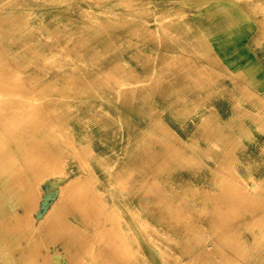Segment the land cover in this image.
Segmentation results:
<instances>
[{"label":"rangeland","instance_id":"1","mask_svg":"<svg viewBox=\"0 0 264 264\" xmlns=\"http://www.w3.org/2000/svg\"><path fill=\"white\" fill-rule=\"evenodd\" d=\"M193 1L0 0V264H264V70Z\"/></svg>","mask_w":264,"mask_h":264},{"label":"crops","instance_id":"2","mask_svg":"<svg viewBox=\"0 0 264 264\" xmlns=\"http://www.w3.org/2000/svg\"><path fill=\"white\" fill-rule=\"evenodd\" d=\"M192 5L191 45L205 46L227 68L264 70V49L255 50L251 42L264 38V0H194Z\"/></svg>","mask_w":264,"mask_h":264},{"label":"bare ground","instance_id":"3","mask_svg":"<svg viewBox=\"0 0 264 264\" xmlns=\"http://www.w3.org/2000/svg\"><path fill=\"white\" fill-rule=\"evenodd\" d=\"M6 76H7V74H6ZM9 77H10V76H9ZM11 78L14 79L13 77H11ZM3 79H4V78H3ZM5 79H7V78L5 77ZM8 80H9V79H8ZM4 81H5V80H4ZM10 81H11V80H10ZM10 81H9V82H10ZM6 82H7V81H6ZM13 83H14V82H13ZM9 84H10V83H9ZM11 85H12V84H11ZM14 85L16 86V84H14ZM15 86H14V88H15ZM5 87H6V86H5ZM16 87H17V86H16ZM23 87H24V86H23ZM2 88H3V87H2ZM14 88H13V89H14ZM18 88H19V87H18ZM8 89H9V88H8ZM13 89H12V90H13ZM19 89L21 90V87H20ZM3 90H5V89L3 88ZM6 91H7V88H6ZM2 92H4V91H2ZM9 92H10V91H9ZM21 92H22V91H21ZM13 93H14V92H13ZM27 95H28V94H27ZM19 106H20V105H19ZM23 113H24V112H23ZM10 120H11V119H10ZM37 122H38V121H37ZM10 123H11V122H10ZM4 140H5V138H4ZM5 141H6V140H5ZM0 166H1V165H0ZM0 172H1V171H0ZM3 173H4V172H3ZM21 174H22V173H21ZM1 175H2V173H1ZM1 175H0V176H1ZM12 176H13V175H12ZM0 178H1V177H0ZM22 178H23V177H22ZM24 179H25V178H24ZM5 180H6V179H5ZM21 180H22V179H21ZM32 187H33V186H32ZM36 187H37V186H36ZM33 188H34V187H33ZM223 188H224V187H223ZM35 191H36V190H35ZM30 192H31V191H30ZM31 193H32V192H31ZM33 195H34V194H33ZM36 196H37V194H36ZM28 197H29V196H28ZM31 198H32V196L30 197V199H31ZM34 198H35V197H34ZM34 198H33V199H34ZM30 199H29L28 203L32 202V200H30ZM35 199H36V198H35ZM45 201H46V200H45ZM33 202H34V201H33ZM36 202H37V201H35V204H36ZM241 202H242V201H241ZM44 203H45V202H44ZM46 203H47V202H46ZM31 204L33 205V203H31ZM56 206H57V205H56ZM35 207L37 208L38 205H35L34 208H35ZM32 208H33V206H32ZM53 208H54V207H53ZM32 210H33V209H32ZM51 210H53V209H51ZM227 210H229V209H227ZM55 211H56V209H54L53 212H50V213H54ZM28 212H29V210H28ZM258 214H259V213H258ZM27 215H28V214H27ZM49 215H50V214H49ZM47 217H48V216H47ZM50 217H52V214H51ZM29 220H30V219H29ZM48 221H49V220H48ZM48 221H47V222H48ZM228 221H229V220H228ZM12 225H13V224H12ZM19 225H20V224H19ZM30 225H31V224H30ZM224 227H225V226H224ZM10 229H11V228H10ZM8 231H9V230H8ZM21 231H22V230H21ZM22 233H23V232H22ZM26 233H27V232H26ZM31 233H32V232H31ZM214 241H215V240H214ZM35 245H36V244H35ZM45 256H46V255H45ZM242 257H243V256H242ZM58 258H59V257H58ZM232 258H233V257H232ZM32 261H33V258H32ZM58 261H59V259H58ZM61 262H62V261H61ZM33 264H34V262H33Z\"/></svg>","mask_w":264,"mask_h":264}]
</instances>
